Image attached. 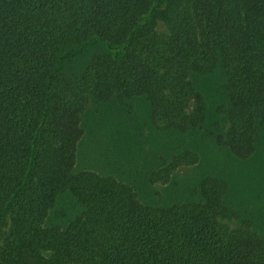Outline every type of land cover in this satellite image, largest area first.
Masks as SVG:
<instances>
[{"label": "trees", "instance_id": "trees-1", "mask_svg": "<svg viewBox=\"0 0 264 264\" xmlns=\"http://www.w3.org/2000/svg\"><path fill=\"white\" fill-rule=\"evenodd\" d=\"M99 41L69 77L65 64ZM218 67L228 101L216 111L231 125L212 134L247 159L264 129V0H0V264H264L251 220L222 221L239 218L222 178L204 177L199 201L154 206L114 176L74 171L91 95L146 96L155 129L185 133L208 118L192 75ZM199 161L184 149L149 180ZM64 194L78 212L47 225Z\"/></svg>", "mask_w": 264, "mask_h": 264}, {"label": "rangeland", "instance_id": "rangeland-1", "mask_svg": "<svg viewBox=\"0 0 264 264\" xmlns=\"http://www.w3.org/2000/svg\"><path fill=\"white\" fill-rule=\"evenodd\" d=\"M157 29L168 31L163 21H158ZM106 49L101 41L86 47L65 64L63 71L69 77H78L91 55ZM192 79L205 95L208 118L201 129L185 133L155 129L146 96L101 102L91 95L81 117L84 134L78 144L74 171L93 170L114 176L132 186L142 202L154 206L199 201L200 181L208 175L222 178L229 185L225 201L239 215L222 221L235 228L242 219H250L254 230L264 238V129L258 130L255 152L247 159L237 158L227 147L217 145L212 134L216 123L222 131L231 125L226 115L216 111L218 105L228 101L225 71L218 67L208 74H193ZM184 149L198 152L199 163L178 167L167 183H151V173ZM78 210L75 199L64 194L47 225H63Z\"/></svg>", "mask_w": 264, "mask_h": 264}]
</instances>
